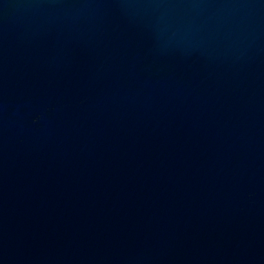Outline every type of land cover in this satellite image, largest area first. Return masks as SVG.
<instances>
[{"label":"water","instance_id":"1","mask_svg":"<svg viewBox=\"0 0 264 264\" xmlns=\"http://www.w3.org/2000/svg\"><path fill=\"white\" fill-rule=\"evenodd\" d=\"M0 264H264V0H0Z\"/></svg>","mask_w":264,"mask_h":264}]
</instances>
